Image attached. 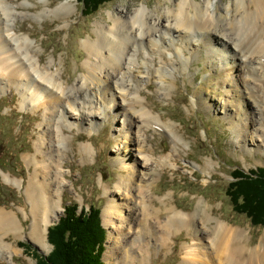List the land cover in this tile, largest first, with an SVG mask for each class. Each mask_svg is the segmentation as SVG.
<instances>
[{"label": "bare ground", "instance_id": "1", "mask_svg": "<svg viewBox=\"0 0 264 264\" xmlns=\"http://www.w3.org/2000/svg\"><path fill=\"white\" fill-rule=\"evenodd\" d=\"M18 1L0 0V94L14 88L21 108L33 113L42 109L33 151L24 157L31 170L24 189L29 209L26 239L42 250L49 226L62 213L61 187L66 177L60 168L72 128L82 131L87 126L90 132L112 112L127 134L122 136L123 149L134 151L120 158L122 174L114 191H106L110 195L102 215L111 229L106 263L146 264L153 255L172 253L184 235L177 264H264V237L251 246L246 241L248 231L227 225L207 204L201 206L202 201L187 212L168 196L152 195L155 168L177 162L172 155L156 159L152 150L144 148V124L154 121L170 137L179 142L180 138L171 125L151 115L152 109L140 96L141 85L149 86L153 80L161 89L175 73L186 72L189 61L203 49L210 63L217 62L226 75L217 83L225 91V104L215 107L220 106L235 144L264 150L259 123L264 102V0H163L164 7L158 11L142 2L131 11L125 7L108 11V22L94 21L93 35L83 43V71L71 86L53 60L42 63L28 42L30 34L18 35V22L42 19L26 10L33 3ZM16 7L24 12L18 15ZM45 9L53 12L49 8L42 12ZM74 9L66 1L56 14L68 19ZM202 98L204 104L210 101ZM173 144L171 152L177 155L179 149ZM79 150L88 156L93 152L90 144H81ZM4 180L22 187L10 175ZM22 230L16 215L0 210V250H8L9 258L16 250L5 236L20 238Z\"/></svg>", "mask_w": 264, "mask_h": 264}, {"label": "rangeland", "instance_id": "2", "mask_svg": "<svg viewBox=\"0 0 264 264\" xmlns=\"http://www.w3.org/2000/svg\"><path fill=\"white\" fill-rule=\"evenodd\" d=\"M9 1L15 3L16 0ZM24 1L33 3V6L26 8L29 14H39L42 19L35 20L34 17L18 22V35L30 34L28 42L39 53L42 63L47 65L53 60L68 86L74 84L82 74L86 58L83 43L93 35L94 21L108 22V11L117 7L131 11L138 2L145 3L150 9L156 7L155 11L164 7L163 0H112L95 14L85 15L79 0H48L47 5L43 0L18 2ZM66 1L71 2L75 9L68 14V19H63L59 17L61 14H56V9ZM228 1L222 0L223 3ZM16 8L17 14L24 12L23 8ZM44 8L53 12L46 9L42 12ZM221 71L220 65L215 61L210 63L202 49L189 61V69L184 73H175L168 85L158 89L153 80L149 86L141 85L140 96L152 109L151 115L159 117L161 123L171 125L182 143L170 137L158 123L144 124L147 136L144 148L152 150L156 159L172 155V161L177 162L174 166L168 167L162 163L155 168L157 171L151 176V193L159 199L168 196L171 198L169 201L175 203L173 205L187 212L194 211L198 202L202 201L201 206L207 204L216 217L222 218L227 225L248 231L250 234L246 241L254 246L264 237V227H253L245 215L238 214L229 192L236 170L247 173L264 166V150L258 151L254 147L246 150L235 144L229 124L220 111L226 99L225 91L217 85L226 77ZM202 97L210 100L208 104L203 103ZM19 101L20 96L14 88H5L0 94V210L16 215L23 228L20 238L5 236L6 243L16 253L9 258L8 250H0V264H36L34 253L47 256L52 250L46 235V246L42 250L25 237L28 233L29 209L24 189L31 170L24 157L33 151L37 137L35 128L41 121L42 109L33 113L26 107L21 108ZM217 105H220L219 108L215 107ZM262 110L259 123L264 130V102ZM245 111L248 112L247 109ZM245 111L243 118L247 115ZM87 129L84 126L82 131H78L73 127L69 134L70 141L63 147L60 170L66 179L61 187L62 213L49 227L59 221L68 205H75L78 213L97 208L105 229L102 262L107 264L104 253L111 229L102 215L110 195L106 191H114L115 183L122 174L120 158L134 150L130 147L123 149L122 136L127 134L112 112L101 126L90 132ZM173 142L179 149L177 155L171 152ZM81 144L92 146L90 156L79 150ZM9 175L20 180L22 187L5 182L4 177ZM22 208L25 209L26 219ZM182 237L184 235L175 242L172 253L159 257L153 255L146 264H177Z\"/></svg>", "mask_w": 264, "mask_h": 264}, {"label": "trees", "instance_id": "3", "mask_svg": "<svg viewBox=\"0 0 264 264\" xmlns=\"http://www.w3.org/2000/svg\"><path fill=\"white\" fill-rule=\"evenodd\" d=\"M85 15H92L112 0H79ZM230 198L238 214L245 215L253 227H264V166L244 173L235 171ZM52 246L47 256H36V264H103L105 229L97 208L77 212L75 205L64 208L59 221L48 228Z\"/></svg>", "mask_w": 264, "mask_h": 264}]
</instances>
